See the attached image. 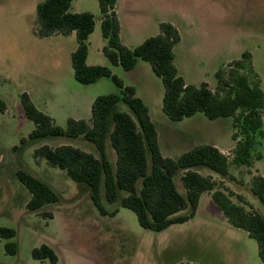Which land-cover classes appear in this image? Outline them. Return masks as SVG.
<instances>
[{"label":"rangeland","instance_id":"rangeland-1","mask_svg":"<svg viewBox=\"0 0 264 264\" xmlns=\"http://www.w3.org/2000/svg\"><path fill=\"white\" fill-rule=\"evenodd\" d=\"M40 1L0 0V98L6 103V110L0 111V225L17 231L10 240L0 238V264H261L256 239L233 226L208 195L194 218L154 231L142 227L136 213L119 202L104 199L107 210L118 211L101 214L88 188L65 170L34 157L35 149L44 144H72L94 153L97 149L83 137L50 136L23 143L35 124L25 114L22 92L39 84L40 97L56 114V123L66 127L67 117L75 115L78 106L86 109L98 95L120 91L110 77L92 84L76 80L71 53L75 39L45 38L34 31ZM118 1L123 37L133 47L158 34L162 22L177 24L181 40L174 49L175 64L188 84L206 81L215 87L217 70L250 51L264 89V0ZM71 9L101 15L98 0H73ZM88 42L90 64L109 66L126 84L137 87L138 96L149 106L164 154L178 157L200 143H211L232 160L235 129L231 117L210 119L198 112L172 120L163 110L164 84L149 62L143 63L147 69L132 71L112 66L103 52L106 40L99 23ZM261 141L255 151L261 158L253 166L231 164L235 179L225 182L234 201L264 214V205L250 191L253 177L264 175V137ZM109 154L115 163L112 147ZM20 169L46 181L58 191L60 200L30 210L31 192L18 177ZM216 178L221 180L217 174ZM176 182L185 191L181 173ZM238 194L246 199L244 203ZM49 212L52 217L46 215ZM7 241L17 243L15 254L7 252ZM42 244L56 250V263L33 257V249Z\"/></svg>","mask_w":264,"mask_h":264},{"label":"trees","instance_id":"trees-1","mask_svg":"<svg viewBox=\"0 0 264 264\" xmlns=\"http://www.w3.org/2000/svg\"><path fill=\"white\" fill-rule=\"evenodd\" d=\"M73 0H42L37 5L35 33L40 37L55 34L77 37V48L72 52V65L76 80L92 84L102 77H110L118 86L112 92L95 97L89 119L69 117L67 126L58 125L55 119L41 110L29 92L20 94L26 116L35 127L27 139L63 136L83 137L93 143L97 153L72 144L50 146L44 144L34 151L36 159L43 158L53 167L65 170L80 185L90 190V196L103 215H115L103 200L129 208L136 213L140 225L146 229L162 231L175 223L192 219L198 210L201 195L212 192V198L230 223L247 231L256 239L261 264H264V214L249 210L245 204L233 200V192L226 180H234L230 165L253 166L261 153L255 151L264 137V89L253 54L245 51L242 57L229 62L216 72L217 85L204 81L199 85L188 84L175 64V46L181 40L179 29L171 22H162L160 32L148 37L136 47H129L121 40V22L117 13L118 0H98L101 15L92 12H73ZM106 39L103 52L113 65L125 70L135 68L138 61L151 64L164 84L163 110L172 120H182L198 112L210 119L231 117L232 137L235 147L233 158L218 146L200 143L171 157L162 152L159 134L150 115L149 106L138 96L136 87L129 85L106 65L87 62L90 35L97 21ZM6 103L0 98V111ZM116 152V162L110 159L109 148ZM209 169L220 176L204 174ZM181 173L185 191L176 182ZM20 181L30 190L28 208L33 211L60 200V194L46 181L30 172L18 170ZM251 193L264 205V175L256 174L251 182ZM237 197L243 203V195ZM247 203V202H246ZM52 217V213H47ZM14 228L0 225V238L15 237ZM7 252L15 254V241L6 242ZM32 255L41 261L56 263V250L42 244L33 249Z\"/></svg>","mask_w":264,"mask_h":264},{"label":"crops","instance_id":"crops-1","mask_svg":"<svg viewBox=\"0 0 264 264\" xmlns=\"http://www.w3.org/2000/svg\"><path fill=\"white\" fill-rule=\"evenodd\" d=\"M73 2V1H72ZM119 2V1H118ZM118 2H117V5H118ZM71 7H72V4H71ZM117 10H118V6H117V8H116ZM70 10L72 11V9L70 8ZM74 12V11H73ZM119 16V15H118ZM97 23H99L100 25H101V23H100V21L98 20L97 21ZM97 23H96V26H97ZM96 26H95V29H96ZM176 26H177V24H176ZM95 29H94V31H95ZM123 32H124V27L122 26L121 27V31H120V36H121V40L125 43V44H127V45H129V46H131V47H133L134 46V44L133 43H129L128 41H126L125 39H124V37H123ZM49 37H52V38H56V39H65V40H67V39H75V41H76V47L73 49V51L77 48V45H78V42H77V37H76V33L75 32H73L72 34H70V35H63V34H55V35H51V36H48L47 38H49ZM46 38V37H45ZM106 40V39H105ZM136 46V45H135ZM72 51V52H73ZM71 52V53H72ZM89 52H90V47H89ZM88 57H89V53H88ZM87 62H88V58H87ZM144 62H146V61H143V60H140V61H138V63H137V65L135 66V68H133V69H131V70H125V71H132V70H134V69H136V68H139V67H141V68H146L147 66H146V64H143ZM111 63V62H110ZM88 64H90L89 62H88ZM90 65H93V64H90ZM111 65L112 66H114V67H118L119 65H113L112 63H111ZM147 69V68H146ZM73 73H74V70H73ZM40 85L38 84V86H36V88L34 87V89L32 90H29V91H27V92H29L30 93V95H31V97H32V99H33V101L36 103V105L41 109V110H43V111H45L46 113H48V114H50L55 120H56V114L54 115V113L52 114V110L49 108V106L47 105V101H45L42 97H40V96H42V92H43V90H41V88H38ZM136 87V86H135ZM136 90H137V94H138V89H137V87H136ZM95 99V98H94ZM93 99V100H94ZM93 100L91 101V104L89 103V105L92 107V103H93ZM86 106V109L85 108H80V106H78V108H77V110H76V113H75V115H69L67 118H69V117H74V118H77V119H81V118H84V119H89L90 117H91V107L90 106ZM216 146H218V145H216ZM219 147V146H218ZM221 148V147H220ZM222 149V148H221ZM223 150V149H222ZM224 152H225V150H223ZM208 174H212L215 178H216V174L215 173H212V172H210V173H208ZM206 195H208V197L210 198H212V192H204L202 195H201V198H200V203H199V207H198V210H199V208H200V205H201V203H202V201H203V199H204V196H206ZM212 200H213V198H212ZM214 201V200H213ZM215 203V202H214ZM216 204V203H215ZM198 210H197V212H198ZM197 212H196V214H197ZM196 216V215H195ZM194 216V217H195ZM193 217V218H194Z\"/></svg>","mask_w":264,"mask_h":264}]
</instances>
